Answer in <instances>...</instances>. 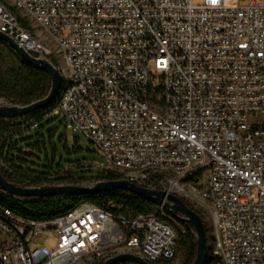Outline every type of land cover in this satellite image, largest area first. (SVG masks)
Returning <instances> with one entry per match:
<instances>
[{
	"label": "built area",
	"instance_id": "2783aa9c",
	"mask_svg": "<svg viewBox=\"0 0 264 264\" xmlns=\"http://www.w3.org/2000/svg\"><path fill=\"white\" fill-rule=\"evenodd\" d=\"M243 2L0 0V33L59 63L65 127L119 180L200 210L207 264H264V0ZM171 217L163 204L122 214L82 202L40 221L0 204V264L173 262Z\"/></svg>",
	"mask_w": 264,
	"mask_h": 264
},
{
	"label": "trees",
	"instance_id": "16d2710c",
	"mask_svg": "<svg viewBox=\"0 0 264 264\" xmlns=\"http://www.w3.org/2000/svg\"><path fill=\"white\" fill-rule=\"evenodd\" d=\"M0 47L11 59V64L5 63V60L0 56V98L4 99L9 105L14 107H26L32 103L44 99L50 90V80L46 73L38 70L30 65H27L19 59V57L3 42L0 41ZM55 102L49 107L33 112L25 116L26 119H31V123L26 129H16L17 134H24L25 131L31 133V129L37 128L38 123L45 118L50 112H53ZM3 119H0V122ZM1 125V123H0ZM32 125V126H31ZM13 126H9L3 130V139L1 142L2 153L1 163L4 168L0 167V173L3 178L20 188H34L43 183L46 184H62L64 186H77L78 181L85 180L81 174H73L71 171H66L63 175H47L41 176L37 173L23 171L15 167H8L4 165L3 153L6 147L13 150L14 142L12 137ZM25 135V134H24ZM37 134L32 135V140ZM31 138H27L29 141ZM24 141V140H23ZM29 146V145H28ZM40 149V148H39ZM8 162L9 159L7 160ZM32 174V178L27 177V174ZM120 179V175L115 172L107 171L101 173L95 179L98 182L116 181ZM182 203L195 213L201 221L205 245L208 250V257L206 264L210 260V242L211 231L203 216L186 200L180 199ZM88 202L100 207H104L113 213H147L154 209L155 204L145 200L139 196L130 194L124 191H113L106 193H99L88 196H56L40 199H18L6 195L0 191V204L17 215L23 218L35 219L40 221L50 220L58 217L69 210L73 209L77 204ZM109 202H114L116 209L108 207ZM168 215H171L167 212ZM179 216V214H176ZM176 219V217H174ZM184 228L182 233L179 232L178 250L184 254L185 264H192L196 254V239L194 231L188 224L180 222ZM177 250V251H178ZM171 262H164L162 264H169Z\"/></svg>",
	"mask_w": 264,
	"mask_h": 264
},
{
	"label": "rangeland",
	"instance_id": "374dc122",
	"mask_svg": "<svg viewBox=\"0 0 264 264\" xmlns=\"http://www.w3.org/2000/svg\"><path fill=\"white\" fill-rule=\"evenodd\" d=\"M262 1L263 0H257V2ZM248 2H250V0H246V2L242 4H247ZM192 4L193 6H198L201 4V0H192ZM33 30L36 36L45 41L50 49H55L54 44L48 40L47 36L40 31L38 27L35 26ZM0 56L5 60L6 64H11V59L8 58L1 47ZM49 61L54 67L59 65V63L53 62L51 58ZM1 107H11V105L0 98V108ZM0 123L1 168H4L1 163L2 132L5 128L13 126L14 131H12V137L15 145L13 150H10L9 147H6L4 150L3 162L5 166L37 173L41 176L54 175L57 174V172L58 175H63L66 171H71L73 174H81L84 177V181L81 180L75 184L82 187H93L96 184L95 179L98 178L101 173L109 171L110 164L108 160L103 157L98 148L89 142L79 131L66 128L62 118L56 111L50 112L43 118L38 123L36 129H31V133L25 131V135L17 134L16 129H26L31 123V119H26L25 117L5 119ZM34 134H37V136L32 140V135ZM27 138L31 139L26 141ZM8 159L10 162L7 161ZM32 176L33 175L30 173L27 174L29 178H32ZM196 210L200 212V210ZM167 218L169 219V217ZM205 221L209 227L207 220ZM169 223L178 233L184 229L180 221L173 217H171ZM45 244L51 249L55 244V239L50 236ZM184 260L183 252L178 250L175 260L169 264H185Z\"/></svg>",
	"mask_w": 264,
	"mask_h": 264
},
{
	"label": "water",
	"instance_id": "95a60500",
	"mask_svg": "<svg viewBox=\"0 0 264 264\" xmlns=\"http://www.w3.org/2000/svg\"><path fill=\"white\" fill-rule=\"evenodd\" d=\"M0 41L5 43L19 57L21 62L43 71L47 74L50 80V90L44 99L26 107H1L0 119H17L49 107L56 100L61 88L62 80L59 72L47 60L36 59L30 56L21 47L2 33H0ZM0 191L8 196L18 199H40L56 196H88L113 191H124L144 198L155 205L163 204L164 207L169 210L178 221L188 224L194 231L196 239V254L192 264H206L208 250L205 245L204 231L200 218L188 207H186L180 198L176 196L168 195L166 197L162 192L149 191L124 180L98 182L93 187L56 186L46 188H20L7 182L1 173ZM165 197L167 202L163 203V199ZM176 214H179V216H176ZM123 261L146 264L139 258L128 255L116 256L107 260L104 264H116Z\"/></svg>",
	"mask_w": 264,
	"mask_h": 264
}]
</instances>
